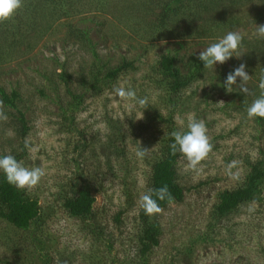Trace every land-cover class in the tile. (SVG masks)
Here are the masks:
<instances>
[{"label": "trees", "instance_id": "obj_1", "mask_svg": "<svg viewBox=\"0 0 264 264\" xmlns=\"http://www.w3.org/2000/svg\"><path fill=\"white\" fill-rule=\"evenodd\" d=\"M248 4L258 11L254 12L251 23L262 22L260 26H264V0H24L23 8L12 20L0 23V65L22 47H26L27 51L37 45L33 42L36 35L34 38L29 36L34 28L38 26L37 40H40L56 27L59 20L64 22L57 25L56 29L65 30L62 43L72 45L90 59L89 62L83 59L76 72V88L72 83V75L60 66L59 73L44 76L53 99L42 88L37 89L39 95L51 99L55 104L59 129L68 137L71 147L69 154H72L68 160L66 155L65 161L61 163L65 174L59 177L55 192L50 197L59 204L63 213L79 222L77 235L87 244L86 248L82 251L58 249L48 230L51 212L56 205L50 206L52 210L49 211L50 207L40 205L37 196L26 189L9 185L0 173V221L20 231L25 237L23 243L26 247L23 251L25 254L16 249L15 254L18 255L15 257V245L11 246L9 250L12 258L2 260L3 264H152L154 252L160 248L163 236L159 214L149 217L140 205L136 211V184H132L128 178L140 163L148 169L145 193L166 185L171 199L166 197L158 201L162 211L172 205L183 204L187 192L207 185V182H200L187 188L180 183L177 165L185 157L171 147L174 143L172 133L186 131L187 128L178 127V118L186 116L187 111L197 112L199 105L206 103L212 93L227 95L229 92L224 85L226 77L241 64L245 65V71L250 75L247 81L250 83L249 91L241 92L239 83L232 85L231 99L226 101L225 106H220L219 111L230 108V111L245 112L253 100L264 92L259 87L264 78V35L251 40L240 34L241 57L230 58V68L225 69L222 65L215 71L204 68L203 62L198 59L200 53H196L194 47L189 45L216 42L227 32L233 31L234 26L240 25L236 19L237 12L233 11ZM89 12L107 13L111 17L94 22L86 16ZM73 18L77 21H73ZM37 19L43 27L36 24ZM109 20L112 23H106ZM115 21L122 28L118 26L112 31H104L115 36L116 41L111 50H120L122 37L126 50L139 54L133 60L120 55L117 64L111 66L109 62L114 55L110 53L106 59L101 55L106 44L105 37L100 30L92 31L86 24L95 23L94 27L103 29L104 25L114 27ZM167 43L174 47L171 48L172 45ZM150 51H154L156 57L150 65H146L141 59H146ZM137 62L146 66V72L136 65ZM138 72H142L139 81L135 79L129 87L135 90L137 97L147 98L146 106L132 101L141 113V118L136 120L137 116L135 119L132 117L128 124L108 118L105 120L104 137L100 140H94L93 137L88 139L77 121V115L83 110L86 100L101 95L106 86L118 77ZM204 81L208 83L209 90H201V95H198L197 91ZM59 85L64 87V94L69 100H65L64 95L60 96ZM194 94L195 97L198 95L197 102H194ZM20 96L18 88L6 92L0 85V107L4 108L7 117L11 116L8 109L17 110ZM191 103H194L193 109H189ZM17 113L19 125L15 127L14 133L18 146L10 154L23 162L27 157L25 140L29 127L24 114L19 110ZM254 121L259 134L256 139L261 141L264 138V118H254ZM258 149V158L244 160L248 170L236 186L217 190L214 194L205 230L189 236L186 245L179 250L174 249V255L165 256V261L169 259L167 264L183 261L194 254L198 246L213 243L215 231H219L221 222L229 221L230 216L239 209L263 201L264 144ZM141 150L145 151L142 158L137 155ZM87 163L88 167L94 166L97 170L96 177L91 176L93 172L88 171ZM65 164L68 168L64 167ZM107 176L118 182L124 195L125 207L112 215V227H108L107 222L100 217V208L96 203L98 189L93 188V183L98 182L97 178L105 180ZM134 210L136 214L131 222L132 228H129L124 218ZM110 228L118 233L114 235ZM123 233L126 235L121 238ZM0 239L6 245L11 242L8 233L1 235ZM262 252L264 254V250Z\"/></svg>", "mask_w": 264, "mask_h": 264}, {"label": "rangeland", "instance_id": "obj_2", "mask_svg": "<svg viewBox=\"0 0 264 264\" xmlns=\"http://www.w3.org/2000/svg\"><path fill=\"white\" fill-rule=\"evenodd\" d=\"M226 11L228 12V10ZM233 12H237L236 19L240 22V25L234 26L233 31L239 32L251 40L260 35L257 32L258 26L263 25V23H251L255 17L254 12H258L253 5L248 4L246 7ZM86 16L92 18L94 22H102L108 18L107 16L111 17L107 13L101 14L99 12H89ZM73 19V21H77L76 18ZM37 20V25L42 23L39 19ZM60 23H64L63 20H59L56 24L60 25ZM106 23L112 22L109 20ZM57 25L40 40H37L38 26L31 31L29 36L34 38L36 35L33 42L37 45L32 46L27 51H25L26 47H22L18 50L19 52L15 51L16 53L10 56L6 63L0 65V85L4 87L6 92L18 88L21 94L20 102L17 103V110L24 114L29 127L25 140L28 148L27 157L22 163L28 168H42L45 172L37 186L26 190L39 198L40 205H48L49 207L56 205L55 210L51 212L52 218L48 230L57 248L82 251L85 250L87 244L77 235L79 222L63 213L59 209V204L50 197L55 192V184H57L59 177L65 174L61 163L65 161L66 155L67 160L72 156L71 153L69 154L71 151L70 141L59 129L55 104L51 102V99H45L39 95L37 89L42 88L52 98L49 91L50 87H48L49 83L44 76L59 73L61 71L60 66H63L72 75V83L76 88L78 86L76 72L81 67L83 59H86L87 62L90 59L88 55L81 54L72 45L66 46V43H62L65 30L62 28L57 31ZM86 25L91 30H100L101 35L105 37L106 44L103 45L101 55L103 59H106L110 53L114 55V58L109 62L111 66L117 64L120 55L126 56L129 60L138 58L139 52L126 50V43L122 37L119 43L120 50L115 52L111 50L114 41H116L115 36L111 32L105 33L104 31H112L118 26L122 28L116 21L112 28L107 25H104L103 29L101 27L96 28L94 27L95 23ZM39 27H43V25H39ZM96 38L99 40L98 36ZM212 43L214 42H205L199 46L191 43L189 46L194 47L196 53H200ZM167 44L170 46L171 43ZM173 47L172 45L171 48ZM155 57V52L150 51L146 59L141 60L146 62V65H150ZM136 65L143 70L146 69L143 63L137 62ZM223 65L225 69L230 68V60ZM221 66L218 64L216 69ZM141 74L142 72L132 75L127 73L118 77L115 82L106 86L101 95L86 100L83 110L77 115V121L79 128L87 133L88 139L93 137L94 140L97 138L100 140L104 137L106 133L105 120L108 118L118 119L124 124H128L132 117L135 119L137 116L136 120L141 118V113L137 110L136 104L118 94V89H126L132 86L135 79L139 81ZM205 81L201 83L202 85L197 91L198 95H201V90L208 92L209 86ZM245 86L248 88L250 83H246ZM59 87L60 96L63 97L64 95V99L69 100L64 94V87L62 85ZM201 87L203 88L201 89ZM208 94L210 95V93ZM198 95L195 97L194 94V102L199 99ZM212 96L208 98L206 103L199 105L197 112L187 111L186 116L179 117L177 120L179 128H187L191 118L203 121L207 127V135L211 148H213L207 158L201 161L195 169L189 165L185 158H181L177 165L178 177L182 185L187 188L196 186L200 182H207V185L187 192L183 204L172 205L159 213L163 236L160 248L154 252L152 264H163L164 257L174 255V249L179 250L186 245L189 236L205 230L207 215L216 191L234 188L238 180L247 173L248 169L244 160L246 158L249 160L258 158V147L264 144V138L261 141L256 139L259 135L256 132V124L254 118L248 116L247 110L236 112L230 111L231 109L228 108L219 111V107L225 106L226 101L231 99V92L227 95L215 92L212 93ZM152 99H154L153 96ZM193 108L194 103L189 104V109ZM8 110L11 116L7 117L6 120L0 119V155L10 154L18 146L14 129L19 125L17 123L19 115L16 109ZM195 113H197L196 116ZM260 157L263 158V155ZM64 167L68 168L66 164ZM87 168L90 173L93 172L91 176H97L98 172L94 166L88 167L87 163ZM147 170L144 165L139 163L131 172L130 179L128 178L132 184H136L134 187L138 198L135 201L136 211L140 205V198L145 193ZM97 179L98 182L93 183V188L98 189L96 203L100 208V217L105 223L107 222L108 227H112L110 221L112 215L119 208L125 207L123 206L124 195L118 182L112 180L110 176H107L105 180ZM51 207L48 209L49 211L52 210ZM136 211L134 210L124 218L125 225L129 228H132L131 222ZM219 227V231H215L213 243L198 246L194 254L183 261H176L174 264H264L262 252L264 250V191L261 203H252L239 209L237 213L230 216L229 221L221 222ZM110 230L113 232L112 228ZM4 233H8L11 242L6 245L3 244L4 240L0 239V264H3L2 260H11L12 254L9 250L11 246L15 245L13 250L15 257L18 255L15 254L16 249L23 254H25L23 251L26 249L23 243L25 240L23 234L0 221V236ZM116 233L118 232H113L114 235ZM125 235L126 233H123L121 238ZM51 254L56 256V254ZM168 260L166 259L164 264H167Z\"/></svg>", "mask_w": 264, "mask_h": 264}, {"label": "clouds", "instance_id": "obj_3", "mask_svg": "<svg viewBox=\"0 0 264 264\" xmlns=\"http://www.w3.org/2000/svg\"><path fill=\"white\" fill-rule=\"evenodd\" d=\"M23 6L24 0H0V23L12 20ZM258 32L260 35H264V26H258ZM241 45L242 36L240 33L229 31L218 41L201 51L198 59L203 62L204 68H211L215 71L218 64L223 65L233 57L240 58ZM238 78L239 82H237ZM249 78L250 75L245 71V65L241 64L227 75L224 82L226 91L231 92V86L239 83L240 91L247 93L249 90L245 85ZM259 87L264 89V78L261 79ZM118 94L141 106H146L148 103L147 98L137 97L135 90L130 87L118 89ZM247 114L250 118H264V92L247 107ZM0 119H7L2 107H0ZM172 136L174 143L171 147L173 150H178L193 169L205 160L211 151L212 146L207 135V127L203 121L191 118L186 131L173 132ZM137 155L142 158L145 151H138ZM0 173L3 174L9 185L21 190L37 186L45 175L42 168H28L11 154L0 155ZM154 196L155 198H153ZM166 197L171 199L168 187L165 185L143 194L140 198V206L147 216L152 217L162 212L158 201H163Z\"/></svg>", "mask_w": 264, "mask_h": 264}]
</instances>
